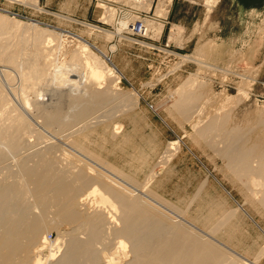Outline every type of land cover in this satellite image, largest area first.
<instances>
[{"label": "rangeland", "instance_id": "374dc122", "mask_svg": "<svg viewBox=\"0 0 264 264\" xmlns=\"http://www.w3.org/2000/svg\"><path fill=\"white\" fill-rule=\"evenodd\" d=\"M186 1L198 3L195 6L198 8L196 16L204 12V9L208 11L207 13H210L211 17L207 31L201 32V37L196 43L189 42L183 45L180 37L181 28L171 23L172 32L168 36V44L179 57H167L164 59V54L156 49L148 50L149 48L144 45L149 47L150 44L163 45L167 30L165 26L161 25L157 17L165 16L164 12L170 0H151L149 4L144 5L136 4L133 0H38V7L12 0H0V8L12 12L9 15L14 14L15 17L17 16V20L27 22L28 19H35L40 22V26L55 32V35L59 36L61 43L59 45V54L57 53L59 58L67 57L66 59H68V55L64 56L61 53L67 54L76 45L77 41L72 36L73 34L83 37L105 51L110 61L116 65L121 73L119 82L115 84L116 89H119L117 92L119 91V95L124 94V92L129 95L131 93L130 96L133 97L127 98L126 106L122 108L116 107L118 103L115 100L113 102L114 106L110 103L111 107H108L109 104H107V107L102 105L101 109L98 107L99 110L96 109L97 113L95 112L96 110L93 111L95 116L92 112L89 115L90 117H86L87 126L85 121H81L75 126L73 125L75 122L66 120L68 121L67 124L70 125L72 123L73 126L70 125L72 126L71 128L68 125L63 129L61 127L60 130V127L53 126L54 130L52 126L48 128L44 125L39 108L37 109L34 104L40 101L41 103L55 106L59 102V98H56L57 92H73L74 94L76 90H73L68 84L57 87L56 85L54 87L53 84L41 87L39 92L36 90L39 95L28 88L25 89L26 91L24 90L23 94L19 90H17L18 92L15 90L13 93L8 87H17L18 79L13 77L14 79H10L11 81H6V83L12 82L11 84H6L3 79L8 97L17 108H19L18 104L21 96H24L29 102L28 110L25 108V114L30 120L28 122H31L32 130L28 129L25 132L26 142L22 143L28 149L25 151V148L22 147L20 150L24 151L21 152L19 150L21 154L18 156H30L36 150H42L43 146L47 144H54L55 155L63 157L62 154L64 153L67 159L68 156H71L68 159L69 161L66 160L67 162L61 160L64 164L69 166L72 163L74 165L71 160L76 162L77 159L86 163L85 165L91 166L92 164L93 171L96 170L105 176L107 175L110 179L113 176L111 179H114L113 181L117 180L116 182H118L120 180L118 183L123 182L122 184L124 187L127 186L126 188L129 191L133 189L134 191L130 192L134 195L140 194L142 188L149 195L154 193L152 196L155 199L175 211L173 213L166 208L156 207L163 211L167 210L166 215L168 217L170 215L171 220L179 219L177 215L180 213L184 219L192 222L202 231L208 232V234L216 230L211 233L215 239L227 244L244 257L256 260L257 264H264V207L260 202L262 199L260 198L262 197L261 187L260 185L248 186L243 182L241 184L240 180L237 181V178H233L232 169L230 168L232 172H229V168L225 163L227 162L228 164V160L220 152V150L223 151L222 149H224L223 145H226L224 141L226 143L229 140L237 141L243 135L242 140L238 141L241 142L246 139L247 143L245 145H249L254 141H260L264 144V0H208V2L204 0V7L201 6L203 0ZM207 5H209V8H207ZM105 11L106 13H111L108 20H105L106 22L102 19ZM0 12L3 11L0 10ZM239 13L245 14L242 25L241 19L238 20L237 18ZM140 18L146 19L149 29L147 36L150 39H158L160 37L158 42L147 38L138 39L131 34L129 23ZM120 21H127L126 28L118 34L114 33ZM84 22L94 25V27H90ZM169 22H172L171 18ZM218 22L225 29L221 35L217 34L216 31ZM241 27L242 36L237 38L235 35H237ZM98 29L104 30V33ZM106 31L113 33V35L111 37L106 36ZM229 31L235 34L233 36L229 33L227 34ZM20 32L23 33L22 37H20ZM32 34V29L25 28L23 30L22 25L15 27V29L7 28L4 33L7 42L23 53L33 50L29 42ZM217 36H221L223 39L230 37V39L221 41L222 39H216ZM23 37L24 39L21 40ZM53 42L54 44L56 43L55 40ZM146 42H150V44ZM112 45L114 46L113 49H111ZM93 51L98 53L94 48ZM181 56H187L186 59L188 60L182 59ZM161 61H164L162 65L159 64ZM218 69H224L226 72ZM166 72H170L168 75L170 77L167 76L166 80L160 81ZM71 77L76 78L73 75ZM107 83V80H103L100 85L105 87ZM81 86L78 90L82 88ZM239 87H243L244 90H238ZM150 89H153V93H161L153 98H147L145 95ZM54 90H57V92H54ZM76 92L75 94L78 92L80 94L82 91ZM191 92H193V97L189 94ZM196 93L197 95H195ZM19 95L21 96L18 97ZM182 98L187 101H181ZM188 98H193V100L188 101ZM178 100L180 102H177ZM175 102L183 106H178V104L175 106ZM147 103L151 104L153 108L166 118L167 123L170 124L177 135L173 136L171 131L168 130L171 136L165 139L167 130L165 132V128L158 123L159 121L157 122V118L146 106ZM187 103H193V105H188ZM186 104L190 108L198 107V109H195L196 112L198 110V113L193 110V114V111L188 109ZM183 107H185L186 111L189 110L188 112H191L188 114L183 112L185 111ZM61 108L64 114H68L71 110L67 103H64V105L62 103ZM180 112L185 113L187 116L184 114L186 116L184 117L183 113ZM213 116L217 117V120ZM224 116L225 121L223 122L222 118ZM87 118L89 119L87 120ZM181 119L183 120L181 121ZM218 121L225 123V125H219ZM207 122L209 124L214 122L212 123L213 126L215 125L214 130L212 131L211 129L212 132L218 128H221L220 131L216 130L217 133L211 134L209 127V135L207 133L208 129L205 128ZM79 124H82L84 129ZM209 124L208 126H210ZM217 125L219 126L216 127ZM74 126L77 128H73ZM57 128L61 132H58ZM203 128L206 130L201 131ZM198 130L202 132V136ZM224 130L226 131L224 132ZM237 132L238 135L232 137ZM239 132L243 133L242 136ZM38 133L41 136L37 137L35 135ZM203 133L206 136L208 134V138L205 135L203 136ZM223 133L229 134L228 136H231V139L226 136L227 134L224 137ZM237 136L239 137L237 138ZM234 137L236 138L234 139ZM228 138L229 140H227ZM211 139L214 141L212 142V147L207 143ZM220 140L224 143H218ZM215 141L216 144H214ZM170 142H174V144ZM175 144L178 145V148L171 159L166 163H162L166 149ZM65 152L68 156H66ZM18 156L10 158L11 160L7 158L0 163V175L5 173L12 177L11 174H13L18 165L17 161L19 162L20 160ZM16 158L17 160H15ZM14 160L15 162H13ZM255 160H252V165L253 163L254 165L256 164ZM22 161L23 159L19 164ZM156 162L161 163L155 165ZM102 165L114 174L104 169ZM112 167L114 170L111 169ZM150 171L155 173L154 178L152 177L153 179L150 180L151 182L148 180L151 175ZM92 173L95 174L97 172ZM129 184L133 185V187L129 186ZM242 185H246L247 189L250 187L247 191L251 188L253 190L255 188V190L253 192L250 190L249 193ZM135 188L138 189L136 190ZM257 190L259 191L256 192ZM85 191L89 192V189L87 188ZM80 197V202L83 203L82 212L84 216H91L95 211L96 213L103 211V205H101L103 202L100 201H103V199L99 194L89 193ZM143 200L147 201L146 199ZM150 204L156 206L155 204ZM238 204H241L244 210L237 209ZM107 209L105 207V210ZM110 212L108 209L107 213L111 214ZM116 212L119 216L118 211ZM117 215L115 214L116 217ZM208 215L211 216L209 217ZM46 217L53 219L51 221L48 220L49 225L54 224L49 226L43 234L47 242H54L56 237L61 235L60 233L70 231L68 223L59 221V218L52 216L50 213ZM207 218L209 219L207 220ZM115 222L117 223L116 220ZM116 226L119 225L116 224ZM217 226L219 229L216 228ZM204 236L209 237L207 235ZM108 237L109 247L111 246V250H115L112 243L116 246V240L114 239L113 241L110 235ZM127 244L128 242H125V245ZM128 247L129 245L125 247L127 251ZM260 250L263 252L258 255ZM48 253L45 248L41 251H32L31 256L39 260V264H50L53 257L48 256ZM57 254H59V251L56 252V256ZM122 262L123 259L117 263L121 264Z\"/></svg>", "mask_w": 264, "mask_h": 264}, {"label": "bare ground", "instance_id": "6f19581e", "mask_svg": "<svg viewBox=\"0 0 264 264\" xmlns=\"http://www.w3.org/2000/svg\"><path fill=\"white\" fill-rule=\"evenodd\" d=\"M12 1L38 7V0ZM133 2L139 5H144L149 4L151 0H133ZM206 2H208V0H206ZM208 6L209 5H207V8H209ZM0 10L3 11L0 12V163L7 158L10 159L14 156H18L21 154L19 153L20 151H24L20 149L26 147L25 144H22L23 142H26L25 132L28 131V129L32 130L31 122H28L30 120H28L25 114V108L29 106V102L24 96L22 97L19 95L18 97L21 96V100L19 99V108H17L8 97L3 79L6 83L7 80L17 78V87L12 88L9 86L8 88L9 90H12L11 92L15 90L22 91V94L26 88L39 92L41 87L51 86L53 84L54 87L55 85L57 87L62 86L63 84H68L73 90H76L77 92L81 90L83 92H81L82 94H78L79 92L77 93L75 91L77 94H75V92L73 94V92H57V89L54 90V92H57L56 98H59L57 105H47V103H41L40 101H37V103L34 104L37 109L39 108L43 123L48 128L51 126L52 128L53 126L60 127V130L61 127L62 129L64 127L66 128V126L69 125L66 120L75 122L73 125L76 126L81 121H85L86 117L98 109V107L101 109L102 105L107 107V104H109L108 107H111L110 103L113 105V102L115 101L118 103L116 106L117 108L126 106V100L131 97V93L129 95L124 92L126 95H119V91L117 92L119 89H116L115 84L119 82V75H121V73L116 65L110 61L105 51L99 49L96 45L90 43L83 37L73 34L72 36L77 41L76 45L74 48L70 49L69 52L67 50V54L64 52V54L61 53L64 56L68 55V59H66L67 57L59 58L58 52L60 51L59 45L61 43L59 36L55 35V32L40 26L38 20L28 19L27 22H22L21 20H17V16L15 17L14 14H11L12 16L9 15V13L12 12L1 8ZM106 11L103 15L104 18L101 17L104 21L108 20V17L111 15L109 12H107V15ZM84 24L94 27V25L86 22H84ZM20 25H22L23 30L28 28L33 31V34L29 39L33 48L31 52L23 53L16 47H12L6 40L4 35L6 29H15V27ZM126 25L127 21H120L119 26L114 33H120L121 30L126 28ZM98 30L104 33V30ZM20 33V37H22L23 33ZM105 35L111 37L113 33L106 31ZM23 39L24 37L21 40ZM53 40L56 41L55 44ZM113 47L114 46L112 45L111 49H113ZM93 48L97 50L98 53L94 52ZM186 57L187 56H181L182 59L188 60ZM218 70L226 72L224 69ZM71 75L76 76V78H72ZM103 80H107L108 82L105 87H101L100 85ZM11 83L9 82L6 84ZM80 86L82 88L78 90ZM243 87H239L238 90H244ZM193 92L189 94L192 96ZM197 93L195 95H197ZM191 99L193 100V98H188V101ZM181 101L184 102V98H182ZM177 102L180 101L178 100ZM177 102L174 103L175 106H177ZM62 103L63 105L64 103H67V105L70 106L71 110L68 114H64L61 108ZM189 103L187 104L193 105V103ZM187 104L186 107L191 109V111L194 110L196 112L195 109H198V107L190 108ZM181 105L178 104V106ZM48 107L52 108L48 109ZM183 108V110H185V107ZM180 111L182 110L180 109ZM188 111L189 110H185L183 112H187V114L191 112ZM95 112L97 113V110ZM95 112H93L94 116ZM196 113H198V110ZM184 114L185 113H183V116ZM216 118L217 117H214V119ZM88 119L89 118H87V120ZM183 119H181V121ZM222 120L223 122L225 121V116ZM220 121H218V123H220ZM209 122L211 121L209 120ZM209 122H207V126L205 127L208 129V134L214 130L215 126L212 124L214 122L211 123L212 125L209 124ZM223 122L219 125H222ZM208 124L210 126H208ZM70 125H72V123ZM81 125L79 124V126ZM223 125H225V123ZM72 126H70V128ZM75 126L73 128H77ZM81 127H83V125ZM205 128L201 129V131ZM53 129L55 130V128ZM218 129H215L214 132H216V130L219 132L221 128ZM201 131L199 133L200 135L202 134ZM225 131L226 130H224V132ZM58 132L61 131L58 130ZM39 134L40 133L35 135H37V137L41 136ZM208 134L206 136L205 133H203V136L205 135L208 138L210 135ZM225 134L227 133H223V136ZM240 134L242 136L243 133ZM228 135L229 134L226 136ZM234 135H238V132L233 134L232 137ZM197 136L199 135L197 134ZM239 136H237V138ZM228 137L231 139V136ZM242 137L238 140H242ZM229 138L227 140H229ZM235 138L236 137H234V139ZM238 140H229L227 143L224 141L225 143H223L226 145H223L224 149H222L223 151L220 150V152H222V156L227 158L228 164L227 162L225 163L229 168V172L233 171V178H237V181L240 180L241 184L243 182L248 186L250 185L254 187L260 185L261 189H259L260 192H262V197H260L262 199L260 202L264 207V144L260 141V143L254 141L249 145H245L247 143L246 139L241 142ZM210 142L211 144H209ZM210 142L207 143L211 146L214 141L211 139ZM219 142H221V140L218 141V143ZM170 143L174 144V142ZM214 144H216V141ZM43 147L42 150H36L30 156H18L20 159L19 162L22 159L23 161L20 164L17 161L18 165L13 174H11L12 177H9L10 175L8 176L5 173L0 175V264H39V260L34 259L31 256V253L34 250L36 252L45 248L49 252L48 256L53 257L50 264H116L117 262L122 261V259L123 262L121 264H257L255 262L256 260H250L244 257L227 244L215 239L211 233H214L216 230L211 233L209 232L210 234H208V232L206 233L202 231L192 222L184 219L180 213H176L178 214L177 216H179V219L171 220V216L169 215V218L166 215L167 210L163 211L156 207H163V209L166 208L173 213H175V211L167 207L168 205L166 206V204L155 199L152 196L154 193L149 195V193L145 192L142 188L144 186L141 187L140 194L137 193L138 196H136L137 194L134 195L130 192L134 191L133 189L129 191V189L127 190L126 188L127 186L124 187L122 184L123 182L118 183L120 180L116 182L117 180H111L113 176L110 179L107 175L105 176L96 170L93 171L94 169L91 167L92 164L91 166L85 165L86 163L82 161L80 162L76 159V162L71 160V162H74V165L70 163L68 166V164H64L63 161H61L65 160V162H67L66 160L71 157H69L66 152L65 154L68 156V159L65 157L64 153L62 154L63 157L55 155L54 144H47ZM177 148L178 145L175 144L166 149L162 163L169 161ZM27 149L25 148V151ZM220 152L218 153L220 154ZM17 158L15 160H17ZM254 159H256V164L254 165L253 163L252 165V160L254 161ZM15 160L13 162H15ZM159 163L156 162L155 165H158ZM96 165L98 164L96 163ZM102 167L109 172L111 171L103 165ZM230 168L232 171H230ZM111 169L114 170L113 167ZM92 172L97 173L93 174ZM111 173L113 172L111 171ZM150 173L151 175L148 178L149 182H151L150 180L153 179V176L155 175V173H152L151 171ZM233 174L231 173V175ZM130 184L129 186H131ZM221 186L223 187V185ZM245 186L242 185L247 191L250 187L247 189ZM131 187H133V185ZM87 188L89 189V192L85 191ZM250 190L253 192L255 188L254 190L252 188ZM258 191L259 190L256 192ZM89 193H96V195L99 194L102 197L103 201L99 198L98 199L103 202L101 205H103L102 207L104 209L102 208L103 211L101 213H96V211L94 212L92 210L94 212V214L92 213L93 215L84 216L82 212L83 203L80 202V196L88 195ZM142 197L148 202L144 201ZM150 203L155 204L156 206H152ZM105 207L111 211V214H108L109 212L107 213L108 209L105 210ZM238 208L241 209V211L244 210L241 204H238L237 209ZM116 211H118L119 216ZM49 213L52 216L59 218V221L66 222L70 225V231L60 233L61 235H58L54 242H47L43 236L45 230L49 228V226L54 225L48 224V220H53L52 218L46 217ZM247 215L252 219L248 213ZM208 219L209 218H207V220ZM115 223L119 226H116ZM216 228L219 229L218 226ZM203 233L209 237H205ZM108 235L112 236L111 238L113 241L114 239L116 240V246L112 243L115 250H111V246L109 247L108 245ZM125 242H128V244L125 245ZM128 245L129 247L127 251V248L125 247ZM262 250L259 251L258 255L263 252ZM57 251H59V254L56 256Z\"/></svg>", "mask_w": 264, "mask_h": 264}, {"label": "crops", "instance_id": "0c3cea01", "mask_svg": "<svg viewBox=\"0 0 264 264\" xmlns=\"http://www.w3.org/2000/svg\"><path fill=\"white\" fill-rule=\"evenodd\" d=\"M204 0L201 3V6L204 7ZM198 3L192 2V1H186V0H170L169 4H167V9L164 12L163 17H157L158 21L161 22V25L166 28V36L164 37V43H169V35L172 32L171 23L181 28V35L182 38V44L185 45L189 42L196 43L198 39H200L201 32H206L208 28V22L210 20V13H207V10L204 9V12H202L199 16H196V10L198 9L195 7ZM207 16V17H206ZM245 17L244 13H239V16H237L238 20L241 19V25L242 20ZM172 19V22H169V19ZM169 24V25H168ZM242 27L237 32V35H235L237 38H240L242 36ZM217 34L221 35L224 33L225 29L222 27L221 23L218 22L217 25ZM162 33V31H161ZM234 35L233 32H227V34ZM222 39L221 41L229 40L230 37H225L224 39L221 36H217L216 39ZM150 39V38H149ZM160 37L158 39H150L151 41L158 42ZM173 47H175L173 45ZM147 48V47H146ZM177 48V47H176ZM148 50H154V49H148ZM159 52V51H158ZM170 77V76H168ZM168 77H166L164 80H166ZM153 89H150L146 92L145 97L147 98H153L156 95H160V93H153ZM143 97V96H142ZM146 103V102H145ZM146 106L149 108V110L154 114V116L157 118V122L161 124L163 128H165V132L167 130V134L165 139L170 138V134L168 133V130L171 131L172 135H177L173 128L170 126V124L167 123V120L164 116L161 115L151 104H146Z\"/></svg>", "mask_w": 264, "mask_h": 264}, {"label": "built area", "instance_id": "2783aa9c", "mask_svg": "<svg viewBox=\"0 0 264 264\" xmlns=\"http://www.w3.org/2000/svg\"><path fill=\"white\" fill-rule=\"evenodd\" d=\"M129 30L131 31V34L135 35L138 39L139 38L149 39V37L147 36V34L149 33V29H148V25L146 23L145 18H140V19L135 20L134 22L129 23ZM146 43L150 44V42L149 43L146 42ZM144 46L150 49L158 50L160 53L164 54V59L167 57L175 58L178 56V54L174 51V49L170 48V45L168 43H164L163 45L162 44H158V45L150 44V47L147 45H144ZM163 62L164 61H161L159 64L162 65ZM169 74L170 72H166L165 76H162L160 81L163 80L165 77H167Z\"/></svg>", "mask_w": 264, "mask_h": 264}]
</instances>
